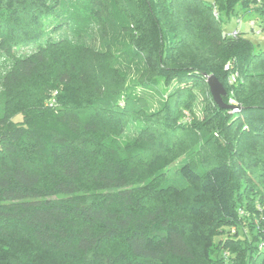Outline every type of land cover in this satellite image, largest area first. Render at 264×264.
I'll list each match as a JSON object with an SVG mask.
<instances>
[{"label":"trees","instance_id":"trees-1","mask_svg":"<svg viewBox=\"0 0 264 264\" xmlns=\"http://www.w3.org/2000/svg\"><path fill=\"white\" fill-rule=\"evenodd\" d=\"M234 15L264 30V0H0V264H264V49Z\"/></svg>","mask_w":264,"mask_h":264},{"label":"rangeland","instance_id":"rangeland-1","mask_svg":"<svg viewBox=\"0 0 264 264\" xmlns=\"http://www.w3.org/2000/svg\"><path fill=\"white\" fill-rule=\"evenodd\" d=\"M240 11H242L240 9ZM253 21L254 23V28L251 29V20L248 17V15H245L244 17H239V16H232L229 20L223 16V19H225V23H224V28L230 32L233 31L235 29L238 30H242L243 34L247 36V38L253 43L254 46H256L259 49H264V30L259 31L260 26L258 25L259 22L258 20H256L255 15H253ZM261 20L262 17H259ZM238 19H241V21H238ZM207 93L203 92V91H196V98L193 102V112L188 111L191 115V121L193 120L194 117L201 119L202 115H203V106L207 103ZM20 118V117H18ZM190 121V122H191ZM177 163V162H176ZM174 163L171 167H172V171H175L177 168V164ZM221 237L224 236H220L217 237V240L220 239Z\"/></svg>","mask_w":264,"mask_h":264},{"label":"water","instance_id":"water-1","mask_svg":"<svg viewBox=\"0 0 264 264\" xmlns=\"http://www.w3.org/2000/svg\"><path fill=\"white\" fill-rule=\"evenodd\" d=\"M212 93L214 101L223 108H232L231 104L225 103L223 96L226 94V88L223 83L214 74H205Z\"/></svg>","mask_w":264,"mask_h":264},{"label":"built area","instance_id":"built-area-1","mask_svg":"<svg viewBox=\"0 0 264 264\" xmlns=\"http://www.w3.org/2000/svg\"><path fill=\"white\" fill-rule=\"evenodd\" d=\"M215 16L218 17L219 13L217 11L214 12ZM238 21H241V19H238ZM238 33V29H235L233 31L228 32L230 36H235ZM229 65H227L228 67ZM237 74H232L230 77V82L233 83L236 81ZM229 103L232 105V111L237 112L240 110V107L238 106V103L234 98H230ZM183 120L185 122H190L191 121V115L187 110H184V116Z\"/></svg>","mask_w":264,"mask_h":264}]
</instances>
